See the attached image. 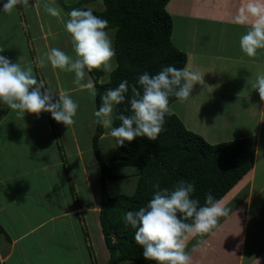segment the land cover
Here are the masks:
<instances>
[{"label":"crops","instance_id":"crops-1","mask_svg":"<svg viewBox=\"0 0 264 264\" xmlns=\"http://www.w3.org/2000/svg\"><path fill=\"white\" fill-rule=\"evenodd\" d=\"M49 1L56 3V0ZM59 1L57 0V5L60 4ZM33 2L36 4V0H33ZM99 2L98 7L90 3L84 6L102 11L105 9L104 0H99ZM257 3L264 7V0H170L167 5L172 17L178 15L179 20L194 22L192 28H194V25H199L203 29L207 28L208 31L215 30L216 27L222 28L221 41L214 45L207 44L202 55L209 58L206 61H209L208 64L211 61V66L217 68L218 78L216 79L223 80V89L217 92L223 94V91L226 90L224 94L229 98L234 99L237 96L239 100L242 99V105L237 111L240 115L236 117L240 122H237L239 124H237L236 134H234L235 131L233 134L229 132V139L256 137L253 167L220 199L223 206L231 209L229 215L220 217L216 227L209 233L189 237L186 241L185 250L190 256V264H264V101L260 100L258 91L252 87L256 82V77L264 74V49H258L256 55L250 57L241 51L239 41L238 43H232L237 36L240 40V37L251 28L255 18L249 12L248 7L250 4ZM76 8L77 6L74 7V9ZM61 9V15L68 18L67 13L71 9L69 7ZM36 15L40 19L38 10ZM44 23H41L40 34L35 38L31 36L30 32L27 35L24 30L20 34L28 53L32 54L31 41L33 45L34 41H40V46L43 48L42 52L52 48V40H55V36L52 29L45 27ZM108 30L113 35L114 41L116 30L114 28ZM113 30L115 31L113 32ZM0 51H2L0 55L11 60L10 53L5 48H0ZM114 58L112 63L116 65V56ZM29 62L30 59L26 54L24 63L29 66ZM111 72L104 73L100 81H109ZM55 73H58L56 69ZM34 74L37 80L41 81L39 75ZM41 75L46 82L43 73ZM232 79L235 80L234 83H232ZM57 80L58 91L55 94L58 95L64 92V88L60 77ZM89 80L95 90V83L89 72L84 84H79L68 90L73 91L76 88L85 90L88 88ZM224 80H227V83L231 86L240 87L241 92H229L227 90L228 85L224 83ZM196 91L200 92V90ZM91 94L93 97V100H91L92 107L95 112L97 111L95 92L93 94L92 91ZM78 101L80 102V99H77ZM192 101L191 99L187 104L178 101V115L185 124H187V117L183 114V111L194 106ZM234 105H236V102H234ZM24 115L0 103V158H5L0 160V191L7 189L5 196L0 195V226L2 228L0 229V264H27L29 259L26 257L31 256V250L39 255L42 253L43 246H47L46 248L49 250L45 248L42 254L59 259L62 264H94L93 261H87L86 259V255L89 254L92 259L93 255L83 247L84 234L81 229L83 227L82 223L87 225V219L89 218V227L97 229L98 225V229L102 230L99 217L101 194L93 188V186L99 184V178L95 176L97 166L99 170L101 168L102 172V165L93 148V135L88 132L91 138L88 139L89 145L84 147V145H81V136L71 124V136H65L68 151L63 147L61 135L50 134L51 142L47 147L56 144L57 153H53L51 148H47L40 156H38V153H36L37 156L28 154L21 161L15 159L13 161L17 150L19 151L16 148L19 143L26 142L29 146L32 144L35 147L39 139L37 138L36 141L37 135L33 134L31 126L33 120L28 118L30 113ZM7 116L10 117L11 123H7L5 126L3 122L8 118ZM43 119H45L44 116ZM225 120L228 121L227 118ZM213 123L219 122L214 121ZM13 124L25 126L27 137H16L17 130L13 127ZM198 125L203 126L199 122L194 124V126ZM56 127L57 125L51 124L53 130ZM240 129L242 130L241 133ZM58 143L62 145V148L58 147ZM99 148L101 157L104 159L103 153H106L109 161L122 154L115 139L108 136L106 130L100 137ZM86 150L90 153L94 152L96 155L94 158L96 161L93 163L94 169L89 166L84 156ZM67 154H69V157L75 155L80 160L79 164L74 163V169L68 162ZM97 163L100 165H97ZM8 171L14 173L10 177L16 178L15 184L4 187L8 183L5 178ZM111 171L119 175V178H114L113 181L123 179L133 180L131 185L137 183L138 172H136L135 166H118ZM22 177H27L28 181H31L30 185L24 186V184L17 183ZM80 180L81 185H78ZM84 185L89 192V196L80 197L79 194L82 192L81 189L84 188ZM112 188L113 192L110 195H117L115 187ZM7 192L13 194L6 195ZM17 207L18 214H16ZM91 213L95 215L92 216ZM95 216H98V219ZM52 222L55 223L53 226ZM48 224H51V229L48 233L47 231L43 232L42 237L44 239L40 240L37 249H32L33 241L31 239L27 242L24 240L31 238L33 235L37 243L38 232ZM61 225H66V231L64 230L62 233L59 232L62 231ZM70 233H72L71 236ZM56 235H58V238H56ZM105 246L106 254L100 256L104 262L102 264H107L108 260L106 241ZM64 251L67 255L66 259L63 256ZM95 257L97 263L100 264L99 255L95 254ZM36 264L38 263L36 262ZM120 264L137 263L132 260H124Z\"/></svg>","mask_w":264,"mask_h":264},{"label":"clouds","instance_id":"clouds-1","mask_svg":"<svg viewBox=\"0 0 264 264\" xmlns=\"http://www.w3.org/2000/svg\"><path fill=\"white\" fill-rule=\"evenodd\" d=\"M17 6L32 7L29 0H7L0 12H10ZM248 10L255 21L240 37L239 46L243 53L252 57L258 49H264V7L258 3L250 4ZM45 11L53 17L61 15L50 5H45ZM67 17L64 30L71 38L74 55L53 47L38 58V63L44 65L47 61L55 69L74 73V83L78 85L93 69L113 71L116 67L112 63L115 52L112 37L107 31L108 21L94 15L91 8L72 9ZM20 59L12 62L0 55V103L23 115L39 116L41 112H47L57 123L71 125L78 104L66 92L57 95L45 87L42 81L37 80L32 67H22ZM200 81L198 73L171 65L164 66L154 75L144 72L131 86L130 114L121 113L116 117L121 122L119 126L113 127L112 114L115 105L125 102V94L130 87L127 80L106 91L94 114L98 122L110 130L107 135L115 138L119 146L138 137L155 141L163 130L165 116L170 114L169 98L175 96L180 102L186 101L193 85ZM87 87L94 94L90 80ZM252 87L264 101V74L256 77ZM55 96L58 99H54ZM154 188L156 191L145 206L125 214V225L135 230L134 240L142 248L146 260L155 264H190V256L185 250L186 241L189 237L212 231L219 218L228 216L231 209L223 206L211 192L206 193L205 203L201 206L198 199L192 198L194 183L185 180L179 181L171 190L160 188L158 182ZM189 218L191 223L186 222Z\"/></svg>","mask_w":264,"mask_h":264},{"label":"trees","instance_id":"trees-1","mask_svg":"<svg viewBox=\"0 0 264 264\" xmlns=\"http://www.w3.org/2000/svg\"><path fill=\"white\" fill-rule=\"evenodd\" d=\"M169 2L104 0V10L92 9L94 15L108 21V29L116 30L114 52L117 64L111 72L110 80L100 81L105 73L103 69L89 72L95 83L97 110L102 104L104 92L118 87L124 80L130 86L125 94V102L115 105L113 127L121 123L116 119L118 115L130 114L128 100L131 97V86L140 75L144 72L154 75L169 65L179 69L186 66L187 53L178 48L172 39L174 24L167 9ZM25 32L29 34L28 29ZM31 52L35 54L34 49ZM176 101L175 96L169 98L170 114L165 116L163 130L157 139L152 141L147 137H138L131 142L125 141L123 146L117 145L122 154L114 158L116 163L112 166L101 157L99 140L105 128L99 122L96 123L93 148L102 165L101 183L104 190L100 221L108 248L107 264H120L124 260H132L137 264H155L143 257L142 248L134 240L135 230L125 225L124 216L128 211H136L148 203L156 191L154 185L157 182L160 188L170 190L181 180L194 183L192 198L198 199L203 206L206 193L211 192L217 200L222 199L254 165L255 136L211 144L202 135L189 129L174 112L171 106ZM52 123L57 125L55 120ZM118 166L136 167L138 179L133 194L110 195L106 192L107 179L119 178V175L111 171ZM186 222L191 223V218ZM82 230L86 242V225H83ZM88 250L94 255L92 246ZM92 257L93 263L98 264L96 257Z\"/></svg>","mask_w":264,"mask_h":264},{"label":"rangeland","instance_id":"rangeland-1","mask_svg":"<svg viewBox=\"0 0 264 264\" xmlns=\"http://www.w3.org/2000/svg\"><path fill=\"white\" fill-rule=\"evenodd\" d=\"M7 0H0V8L3 7V4L6 3ZM61 6L70 8L71 10L74 9L75 6H77L78 9H83L88 3L90 4H95V6H99L100 2L99 0L97 1H86V0H60L59 1ZM29 4L32 7H20L17 6L13 8L10 12H0V48H5L7 52L10 53V59L14 62L18 61V58L20 57V63L22 67H32L33 72L37 73V67H38V73L39 76L42 78L41 73L45 76V80H42V82L45 84V87L50 89L53 93L57 92V83H58V77H60L61 83L64 88V92L69 94L71 98L78 104V110L76 116L73 118L74 122L72 123V126H74L75 131L79 133L81 136V145L88 146V139L91 138V136L88 134H94L95 129H96V123L98 122V119L95 117V112L93 111L92 107V102L93 100L92 97V90L90 89H85V90H80V88H76L73 91H70L68 89L77 86L78 84L74 83L75 80V75L74 73H70L64 70L56 69L57 74L55 73V69L51 67L50 64L45 61L44 65H41L38 63V58L43 57V54L45 52H42V47L40 46V41H34V45L32 44V41L30 42L31 49H34L36 53L31 54L28 53V49L26 45L23 44V38H21L20 34L23 33L25 30L29 29V32L31 33L32 37H37L40 33V26L42 22H45L44 25L48 29H52V32L54 33L55 40L52 44V48H60L63 51L67 52L70 56L74 55L72 51V45H71V38L70 36L66 33L64 30V21L67 20V18H64V16L60 15L59 17H53L50 14H48L45 11V5H50L52 7L57 8L60 12H62L63 7L57 5V0L56 3H52L49 0H36V4H34L33 0H29ZM96 7V8H97ZM76 8V9H77ZM39 11L40 13V19L36 15V11ZM23 14V15H22ZM48 20V21H46ZM194 22H189L185 20H179L178 15L173 17V34H172V39L174 44L184 50L187 55V63L185 68H188L189 71L196 72L199 74L201 77L200 83L197 82L193 85L192 93L189 96V98L181 103L187 104L191 99L192 106L190 109H186V111H183L184 115L187 117V124L186 126L193 130L194 132L202 135L209 143L211 144H216L220 142H224L229 139V134L235 131L234 134H236L237 131V122H240L236 117L240 115L237 111L240 109V106L242 105V99H238L237 96L233 99L232 97L229 98V96H226L224 94L225 91L222 93H218L217 91H222L223 89V80H217L218 78L217 75V68L211 66L212 63L210 61L206 62L209 58L203 56V50H205L207 44L209 45H214L217 44L218 42L221 41V27H216L214 30L208 31V29H203L199 25H194ZM22 26V27H21ZM24 30V31H23ZM208 31V32H207ZM109 35L112 37L113 35L110 34V30H108ZM113 40V37H112ZM239 37L235 40H233L232 43H238ZM114 43V41H113ZM20 48H19V45ZM114 48V45H113ZM34 50V52H35ZM28 55L30 62L29 66H27L24 63V58L25 55ZM37 54V56H36ZM113 58V62H114ZM207 63V64H206ZM107 73L106 71H104ZM37 73V74H38ZM85 79L81 81L80 84H84ZM235 80L232 79V83H234ZM224 83L228 85L227 90L231 93L235 92L240 93V87L236 86H231V84L227 83V80H224ZM240 85V84H238ZM196 90H200V92H197ZM90 96V98H89ZM83 97V98H82ZM92 97V99H91ZM54 99H58V97H55ZM77 99H80V102H77ZM238 101V102H237ZM180 102V101H179ZM234 102H236V105H234ZM240 102V103H239ZM181 105V104H180ZM172 109L174 108V112L178 114V101L174 102L172 104ZM115 110V106H114ZM113 110V114H114ZM112 114V118H113ZM48 115V116H47ZM25 116V115H23ZM43 116L45 119H43ZM6 120L3 122V124L6 126V124L11 123L10 117L7 116ZM29 119L33 120L32 121V129H33V134L37 135L38 142L35 147H33L32 144L30 146L26 142H21L19 143L16 148L19 149L17 150L16 157L13 158L17 161H21L24 156H27L28 154H34L38 153V156L44 151L47 150V148H51L53 153H57V146L56 144H53L51 147H47L49 143L51 142L50 139V134H57L58 136L61 135V139L63 140V147L66 148L68 151V146L67 142L65 140V136H71V125H64L63 123H57V127L53 130L51 128L52 121L54 120L51 118L50 113L47 112H41L39 116L35 114H30L28 117ZM228 119L226 121L225 119ZM23 119V118H22ZM50 121V122H49ZM214 121H217L219 123H213ZM34 122V123H33ZM201 123L203 126H194L196 123ZM20 124H13V127L17 130V136L20 138L27 137L25 129L26 127ZM199 127V129H198ZM109 132V129H104ZM58 131V133H57ZM249 131H251L249 129ZM230 132V133H229ZM242 130L240 129V133ZM47 135V136H45ZM25 141V140H23ZM71 146V144H70ZM58 147L62 148V145L58 143ZM63 152V150H62ZM37 156V155H36ZM87 163L89 166L93 168V163H95V153L92 152L90 153L88 150H86V153L84 154ZM68 157V162L70 163L71 167H74V163L79 164L80 160L77 156L72 155L69 157V154H67ZM103 157L110 166H112L116 161L114 159H111L110 161L107 159L106 153H103ZM5 158L1 157L0 160H3ZM71 162H73L71 164ZM97 165H100L97 163ZM1 167V164H0ZM74 169V168H73ZM14 174L13 172H7L6 174V179L7 182L4 187H7L9 184H13L15 182V177L11 178L10 176ZM100 175V176H99ZM95 176H98L99 178V184L93 186L96 192H100L101 198H102V191L103 185L101 183L102 180V172L101 168L99 170L97 166V171ZM8 178H10L8 180ZM27 177H22V179H19L17 183L19 184H24V186L30 185V182L28 181ZM108 180V179H107ZM126 182V183H124ZM85 184V182H83ZM133 183V180H123V179H116V180H108L106 181V192L111 193L113 192V186L115 187V191L117 194H133L135 191L136 183L134 185H131ZM15 184V183H14ZM81 185V180L79 181L78 185ZM83 186V185H82ZM7 189L1 190L0 195L5 196V191ZM8 190H13V189H8ZM82 192H80V197H84L86 195L89 196V192L84 185V188L81 189ZM13 194V193H6V195ZM98 195V193H97ZM2 198V196H1ZM89 200V199H88ZM73 201V200H72ZM103 201V198L101 199V202ZM18 214V207L16 208ZM28 212L26 211V214ZM92 216L95 215L94 213H91ZM98 219V216H95ZM100 217V216H99ZM94 218V217H93ZM39 219V218H37ZM88 223L86 227L88 228V235H87V241L85 242L83 238V247L86 249L92 248L94 249V255L95 254L98 256L99 255V260L100 264L104 263L100 256L102 254H106V246H105V240H104V233L102 230L98 229H93L91 226L89 227V218L87 219ZM55 223L52 222V226ZM83 226V223H82ZM51 227V224H48V226H45L42 228V232H38L39 238L34 240V236L32 235L31 238L26 239L24 241H29L30 239L33 241V246L32 249H37V246L40 245V240L44 239L42 237L43 232L47 231L49 232V229ZM62 231H59L62 233L64 230L66 231V225H61ZM82 229V228H81ZM72 233H70L71 236ZM54 238V237H53ZM56 238H58V235H56ZM85 243V245H84ZM89 247H88V246ZM47 246L42 247V253L45 250ZM46 250H49L46 248ZM36 254L34 250H31L30 255L27 256L26 258L29 259V262L27 264H62L59 259H55L52 256L49 255V257L46 254ZM64 258H67V255L64 251ZM87 261L91 262L93 259L90 257V255H86ZM35 260V261H34ZM66 264V263H65Z\"/></svg>","mask_w":264,"mask_h":264}]
</instances>
